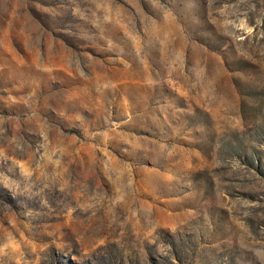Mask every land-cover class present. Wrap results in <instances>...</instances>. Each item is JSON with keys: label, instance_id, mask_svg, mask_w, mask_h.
<instances>
[{"label": "rangeland", "instance_id": "1", "mask_svg": "<svg viewBox=\"0 0 264 264\" xmlns=\"http://www.w3.org/2000/svg\"><path fill=\"white\" fill-rule=\"evenodd\" d=\"M0 264H264V0H0Z\"/></svg>", "mask_w": 264, "mask_h": 264}]
</instances>
